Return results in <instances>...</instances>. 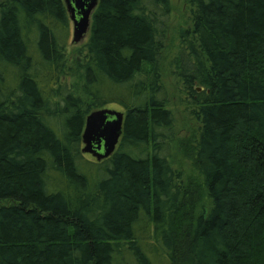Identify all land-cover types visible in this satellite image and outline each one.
<instances>
[{
	"label": "trees",
	"instance_id": "trees-1",
	"mask_svg": "<svg viewBox=\"0 0 264 264\" xmlns=\"http://www.w3.org/2000/svg\"><path fill=\"white\" fill-rule=\"evenodd\" d=\"M189 3L172 67L198 123L194 216L171 161L170 0H98L72 53L62 0H0V264H160L141 240L162 264H264V0ZM107 103L122 134L97 161L81 137Z\"/></svg>",
	"mask_w": 264,
	"mask_h": 264
},
{
	"label": "rangeland",
	"instance_id": "rangeland-1",
	"mask_svg": "<svg viewBox=\"0 0 264 264\" xmlns=\"http://www.w3.org/2000/svg\"><path fill=\"white\" fill-rule=\"evenodd\" d=\"M171 10L168 21V32L166 38L165 50L162 58V80L166 87L169 108L171 109L176 131V141L179 144L177 150L174 149L171 157L172 165L174 169L181 173V185L189 193V187H197L196 190H192L194 193V199L192 206L194 209H190V214L194 216L197 212L205 211L208 207V201L205 196L204 189H199L198 185H202L201 176L194 166V155L196 136L198 132V123L191 115V105L182 93L181 85L173 74L172 60L179 46V34L181 31L190 27V3L189 0H170ZM70 21V20H69ZM72 22L70 21V30L68 37V51L72 53L75 49L79 48L87 39L88 33L84 39L79 43H72ZM67 81L71 83L72 78H68ZM104 108L111 110H119V106L115 103H107ZM99 169L97 170V177H102L103 171L101 170L106 164L103 162H97ZM84 170L91 172L90 167L82 165ZM191 193V195H192ZM141 245L151 251V259L156 260L162 264V258H166L164 252L161 251V247L153 241H140ZM128 263L129 260L127 259Z\"/></svg>",
	"mask_w": 264,
	"mask_h": 264
},
{
	"label": "water",
	"instance_id": "water-1",
	"mask_svg": "<svg viewBox=\"0 0 264 264\" xmlns=\"http://www.w3.org/2000/svg\"><path fill=\"white\" fill-rule=\"evenodd\" d=\"M72 22V43L81 42L90 28V18L98 0H62ZM197 91H201L197 88ZM123 114L116 110L101 109L85 119L81 137L82 153L97 161L112 155L122 134Z\"/></svg>",
	"mask_w": 264,
	"mask_h": 264
}]
</instances>
